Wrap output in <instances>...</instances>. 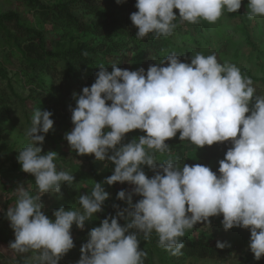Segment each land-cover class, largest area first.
Returning <instances> with one entry per match:
<instances>
[{
    "label": "clouds",
    "instance_id": "clouds-1",
    "mask_svg": "<svg viewBox=\"0 0 264 264\" xmlns=\"http://www.w3.org/2000/svg\"><path fill=\"white\" fill-rule=\"evenodd\" d=\"M125 0H117L123 3ZM243 0H136L130 14L138 39L173 34L179 23H216L224 14L235 13ZM178 9V15L174 11ZM249 19L264 17V0H248ZM166 63L167 66H164ZM251 78L229 62L221 64L216 54L197 53L189 62L172 53L158 64L135 71L112 65L100 66L95 82L73 92L76 107L69 106L74 125L64 139L77 155H94L114 165L105 183L128 182L131 193L121 190L116 198L129 207L117 209L89 232L76 264H144L147 252L140 248L153 232L159 245L172 255H181V237L197 223L210 225V217L222 214L225 231L233 227L250 230L248 248L259 261L264 257V96H255ZM111 101V104L106 103ZM53 113L35 109L25 136L29 143L18 152L25 173L35 177L38 194L23 186L15 189V206L6 217L15 239L8 247L16 253L37 251L32 264H59L74 248L72 227L83 230L93 214L103 211L109 193L101 182L79 196V209L60 207L50 218L43 211L41 196L59 193L71 186L75 176L57 170L55 151L43 152L45 135L53 129ZM105 129H109L105 131ZM141 130L146 135L123 143L125 134ZM199 148L230 142L219 161V176L208 166L178 164L168 160L157 165L151 151H170L167 140L176 137ZM147 165L154 172L149 177ZM142 197L132 203V196ZM120 219L126 223L121 225ZM227 242L217 241L223 249Z\"/></svg>",
    "mask_w": 264,
    "mask_h": 264
},
{
    "label": "rangeland",
    "instance_id": "rangeland-1",
    "mask_svg": "<svg viewBox=\"0 0 264 264\" xmlns=\"http://www.w3.org/2000/svg\"><path fill=\"white\" fill-rule=\"evenodd\" d=\"M40 1L48 5H53L60 0ZM9 11L16 12L23 25L42 30L48 40L49 48H57L55 43H52V40L53 32L59 31V29L54 23L43 21L36 12L33 4L26 0H0V15ZM254 20L262 23L264 17H256ZM240 21L241 19L238 13H228L225 11L222 17L216 22L223 31H226L225 36L222 37H226V35L232 36V39H221L220 43L224 44L222 42L224 41L226 46L220 51L215 42L207 46L204 51L183 45L181 40H183V32L185 29L182 28L174 38L178 44L171 49L160 51L156 54H149L147 57H142L140 53L131 54L127 52L126 56H124L125 59H119L117 56H114L110 58L111 60H108L107 64L109 67L117 64V67L130 71L144 68L146 72L150 65L155 64L153 61L160 63L172 53L180 56L182 62L189 63L191 57H194L197 53L205 56L215 53L218 62L221 64L224 62L233 63L237 66L245 64L253 72H258L260 70L259 65L253 62L249 64L245 62L244 52L246 48L242 45L243 39L241 36H243V31ZM8 30L10 33L6 34L0 29V109H4L5 111L4 114L0 112V264H32L31 257L38 255L37 251L16 253L8 247L9 243L14 241L15 236L13 229L10 227V222L6 217V211L8 207L15 206L17 200L15 189L19 185H23L32 195L38 194L35 177L32 174L23 172L21 165L17 161L18 152L29 143L28 138L25 136V131L31 127L32 115L35 109L40 108L42 111L49 110L53 113L51 117L54 121L53 129L45 135V141L42 146L43 152H57L58 157L55 160L57 170L67 171L75 176V181L71 186L65 183L61 185L59 193L49 192L41 196V202L44 204L43 211L46 215L54 219L53 212L60 207H64L66 210L69 208H81L79 196L90 193L95 182H101L104 190L109 193V197L104 202L103 211L93 214L90 220L99 219L100 215L106 210V207L114 202L118 192L117 190L121 189L122 185L118 182L113 185L105 183L106 178L110 176L111 172L107 159L98 161L94 155L79 156L75 150L70 148L68 142L64 139V135L74 127L71 120L72 113L69 110L70 105L72 108L76 107V102L72 96L73 93L67 96L62 94L50 83L48 78L45 79L46 85L44 87L37 84L34 78L30 77V71L24 65V57H22L20 49L17 46V41L15 40L16 30L12 28V25L8 26ZM71 35L69 37L67 36L64 41H61L64 48H67L70 44L74 45L78 40L91 42V38L88 36L77 33ZM256 41L262 44L264 37L260 39L256 38ZM238 48H240V52L239 50L237 51L240 60L236 62L232 60L234 56L233 51ZM262 70H264V64L260 72ZM253 86L256 88L254 97L264 96V87L260 86V84ZM106 103L110 104L111 101H107ZM141 135H146V133L141 130H133L127 133V143ZM173 139L181 142L186 147L185 151L187 156L195 157L192 142L187 139L180 141L179 132ZM151 154L155 156L156 162L174 155L172 152L160 153L154 150L151 151ZM206 166L219 176V161H211ZM143 170L149 177L154 175V172L147 165L143 166ZM133 188L134 185L127 182L126 189L132 191ZM222 219V214L216 217H210V225L197 223L191 230H186L185 234L198 235L204 232L210 238V241L227 242L228 246L226 247L231 250L229 260L217 261L189 257L183 264H264V257L259 261L255 260L254 254L248 248L250 230L233 227L225 231L221 223ZM87 222H85V225ZM125 223L126 220L121 219L120 224L123 225ZM81 231L75 224L73 225L71 230L73 241L80 238ZM80 256V250H77L75 253L68 252L59 261V264H76ZM156 264L159 263L157 262Z\"/></svg>",
    "mask_w": 264,
    "mask_h": 264
},
{
    "label": "trees",
    "instance_id": "trees-1",
    "mask_svg": "<svg viewBox=\"0 0 264 264\" xmlns=\"http://www.w3.org/2000/svg\"><path fill=\"white\" fill-rule=\"evenodd\" d=\"M26 1L34 5L36 12L43 21H50L59 29V31L53 32L52 40L57 48H49L44 32L23 25L16 12L9 11L0 15V29L3 33L9 34L8 26L12 25V28L16 30L15 40L22 57H24V65L30 71V77L34 78V81L42 87L46 85L45 79L48 78L50 83L66 96L73 92L81 93L85 86L90 87L95 82L96 73L100 66L111 72L112 66L109 67L107 64L111 57L117 56L119 59H125L124 56L127 52L131 54L140 53L142 57H147L149 54H156L173 48L178 44L174 38L182 28L185 29L183 40H181L183 45L200 51H204L207 46L214 42L219 47V51L223 50L226 45L224 41H222L224 44L220 43L221 39H232L231 35L222 37L225 36L226 31H223L218 23H208L204 20L196 24L179 23L173 34L168 37L161 36L157 39L152 33H149L146 37L138 39L136 37L138 29L132 25L130 20V14L137 11L135 8L136 0H125L119 4L117 0H60L53 5L45 4L40 0ZM247 3L248 0H243L241 8L235 13H238L241 19L242 45L246 48L244 52L245 62L247 64L253 62L259 65L260 70L253 72L245 64H240L238 67L243 76L252 79L253 85L260 84L264 87V70L260 72L264 64V42L260 44L256 41V38L264 37V21L260 23L248 18L246 14ZM174 11L178 15V9H174ZM74 33L90 37L91 42L78 40L74 45L70 44L64 48L61 41ZM240 48L242 47L240 46ZM240 48L233 51V61L239 62L240 58L237 51ZM153 63L158 64L156 61ZM254 103L255 97H253L250 106ZM0 112L5 113L4 109H0ZM108 130L105 129V131ZM126 139L125 134L123 143H127ZM166 143L170 147L168 152H172L174 155L158 161V166L159 163H166L168 160H172L180 167L184 164L206 166L211 161L224 159L226 151L231 147L230 142H218L201 148L193 143L192 149L195 157H189L185 151L186 147L181 142L171 138ZM109 168L110 175H112L114 165L111 161H109ZM120 184L122 188L118 189V192L121 190L128 193L132 192L126 189L127 182ZM116 196L114 202L106 207L99 219H93L86 223L80 233V238L74 241L75 246L69 252L75 253L80 250L81 246L87 243L91 229L99 226L101 221L109 215H116L117 209L113 207L114 204L119 205L121 210L129 207L125 201L118 200ZM141 198L133 195L132 203H136ZM139 239L140 248L147 252L144 264H156L157 262L159 264H183L189 257L227 261L231 257V250L228 247L217 248V242L210 241L204 232L198 235L187 233L181 237L185 244V247L181 249V255H172L170 251L162 248L155 232L147 240L141 233Z\"/></svg>",
    "mask_w": 264,
    "mask_h": 264
}]
</instances>
